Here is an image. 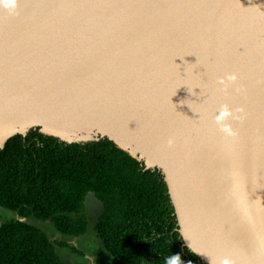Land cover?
<instances>
[{
	"label": "water",
	"instance_id": "1",
	"mask_svg": "<svg viewBox=\"0 0 264 264\" xmlns=\"http://www.w3.org/2000/svg\"><path fill=\"white\" fill-rule=\"evenodd\" d=\"M37 127L159 168L204 263L264 264V0H0V148Z\"/></svg>",
	"mask_w": 264,
	"mask_h": 264
},
{
	"label": "trees",
	"instance_id": "2",
	"mask_svg": "<svg viewBox=\"0 0 264 264\" xmlns=\"http://www.w3.org/2000/svg\"><path fill=\"white\" fill-rule=\"evenodd\" d=\"M89 195L103 206L95 221ZM0 206L19 217L0 223V264H71L32 217L52 224L61 248L84 255L65 236H88L113 264H206L183 246L162 171L107 137L67 143L37 127L9 138L0 148Z\"/></svg>",
	"mask_w": 264,
	"mask_h": 264
},
{
	"label": "rangeland",
	"instance_id": "3",
	"mask_svg": "<svg viewBox=\"0 0 264 264\" xmlns=\"http://www.w3.org/2000/svg\"><path fill=\"white\" fill-rule=\"evenodd\" d=\"M86 208L87 213L90 216L92 221H95L99 214L101 213L103 206L102 203L99 202L93 195H89L87 198ZM19 218L18 214L14 211L6 209L0 206V223L5 221ZM31 223L41 227L42 229L46 230L50 237L57 242L58 251L62 255V257L68 260L71 264H76L79 262H84L86 259H89L93 264H113V258L105 251L104 248L101 247L100 243L98 244L97 241L90 240L88 236L84 237H67L65 239L70 242L72 245L76 246L81 252L78 253L72 250H68L65 248H61L58 242L64 240V237L60 236L57 231L54 229L52 224L47 221L38 220L35 218L28 219ZM92 239V233H90Z\"/></svg>",
	"mask_w": 264,
	"mask_h": 264
},
{
	"label": "clouds",
	"instance_id": "4",
	"mask_svg": "<svg viewBox=\"0 0 264 264\" xmlns=\"http://www.w3.org/2000/svg\"><path fill=\"white\" fill-rule=\"evenodd\" d=\"M7 2H10L11 4L14 5L16 0H7ZM237 79H238V77L235 73L229 74L227 76V81H229V82L234 83ZM219 83L225 84V79L221 78ZM240 90H241L240 88L237 89V91H240ZM235 113H244V108L239 107V108L235 109ZM229 117H232L233 119H236V120H242L244 118V116L234 114L233 110L229 109V107L227 105H224L223 109L221 111V114L216 117V122H217V124L220 125V130L222 132H225L228 135L234 137L237 135V132L233 130V128L230 124L224 123V121ZM172 143H173V141L169 140V145H171ZM178 261H179V257H174L171 260L170 264H178ZM223 264H230V262L228 260H224Z\"/></svg>",
	"mask_w": 264,
	"mask_h": 264
},
{
	"label": "bare ground",
	"instance_id": "5",
	"mask_svg": "<svg viewBox=\"0 0 264 264\" xmlns=\"http://www.w3.org/2000/svg\"><path fill=\"white\" fill-rule=\"evenodd\" d=\"M231 157H232V155H231ZM208 210H209V209H208ZM209 213H210V212H209ZM209 213H208V214H209ZM208 214H207V215H208ZM210 214H211V213H210ZM210 214L207 216V220H208L209 222H211ZM206 227L208 228L207 224H206Z\"/></svg>",
	"mask_w": 264,
	"mask_h": 264
}]
</instances>
